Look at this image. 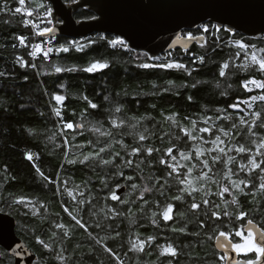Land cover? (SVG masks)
Instances as JSON below:
<instances>
[{"label": "trees", "instance_id": "trees-1", "mask_svg": "<svg viewBox=\"0 0 264 264\" xmlns=\"http://www.w3.org/2000/svg\"><path fill=\"white\" fill-rule=\"evenodd\" d=\"M5 3L12 11L19 6L18 0H0V72L5 73L0 76V210L16 217L18 235L39 257L35 264H62L55 260V254L61 251L67 264H85L89 259L87 248L93 246L94 252L101 249L107 254L111 264H119L105 252L103 243L120 255L123 264H169V261L171 264H218V257L223 252L215 244V236L218 235L216 225H220V230L235 231L243 222L228 223L227 218L219 222L210 220L204 215L202 202L204 199L212 202L207 209L209 213L224 208L222 199L215 193L226 183L224 174L228 167L238 171L241 163L247 164V155L230 152L234 163L227 167L223 163L211 164L212 156L217 153L202 156L201 159L206 158L211 164L212 171L208 172L195 158L186 161L179 157L178 150L194 153L197 148L211 147L203 141L197 143L185 137L181 128L191 131L192 122L197 128H226L230 129V138H225L228 147L247 142L246 130L243 127L233 130L231 124L238 123L237 118L241 115L251 120L247 111L260 110L264 105L257 101L253 109L246 112L229 108V105L237 99L248 100L253 95L264 94L260 89L253 88L252 92H248L241 86L246 79H264V73L255 68L245 71L238 67L244 62L243 53L239 59L236 58L234 41L255 44L260 49L264 48V36L249 37L239 31H235L233 36L221 31L217 39L206 33L208 46L196 42L189 49H173L158 59H152L145 52L112 46L108 39L114 35L95 33L77 42L87 45L81 51L68 46L69 51L62 52L58 51L59 46L49 59L43 56L34 59L29 55L34 30L24 25L26 17L23 14L13 15L12 11L3 10ZM26 7L33 11L31 18L40 23V29L48 27L41 23L47 16L46 9H52L47 0H26ZM75 17L78 20L90 19L94 13L82 8ZM191 32L200 34L198 29ZM21 35L28 38L26 47L15 39ZM58 37L59 44L68 41V37ZM257 55H260L259 51ZM200 56L205 58L203 63L197 59ZM17 57H22L27 66H22ZM95 61L107 62L109 67L91 73L84 71ZM171 61L185 64L189 71L139 67L142 63ZM225 62L230 67L226 75L220 77V66ZM32 64L36 67H32ZM55 66L73 70L57 73ZM193 84L196 86L193 87ZM60 93L66 98L63 102L54 99ZM89 102L98 107L91 108ZM56 110L60 111V116L56 115ZM229 115L231 120L217 119ZM205 120H208L207 124ZM113 121H124V127H114ZM65 122L83 123L84 128L66 130L63 129ZM144 129H148V140L141 142L138 134ZM195 135L204 140L214 138L209 133L199 131ZM257 135H264V131H258ZM136 146H154L160 151L152 157H148L146 152L143 155H130L132 147ZM101 147L105 148V152L100 153L103 159H112L117 152L120 156L108 165L95 160L80 162L85 155L99 152ZM168 147L176 150V162L183 166L179 176L175 173L169 176L170 169L159 162ZM29 153L31 160L27 158ZM164 158L169 164L172 163L170 158ZM128 159L133 161L131 167L125 163ZM192 165H195L192 173L187 174V168ZM204 172H208L209 178L202 175ZM181 177H185L196 189L192 195L181 191L186 187L179 182ZM245 178V172L231 177L233 180ZM252 178L258 185L256 173H252ZM133 184L137 186L135 189ZM122 186L126 187V200L122 201L127 203L118 202L115 211H109L108 206L105 210L100 209L123 219L118 228L99 224V220L90 216L92 213L86 206L78 212L70 204L73 198L65 191L97 193L115 191ZM143 186L152 190L144 193L141 199ZM205 190L209 195H205ZM245 192L248 195H240L239 199L243 209L249 210V218L264 213L260 207L264 204V195L256 189H245ZM176 196L183 199L174 200ZM20 197L35 199L46 212L33 215L24 204L15 203ZM89 198L92 197L80 196L85 202ZM225 199L231 200V196L225 194ZM192 202L200 204L201 208L191 210ZM65 203L73 216L83 219L87 230L79 227L69 212L64 211ZM168 203L174 205V212L173 218L165 221L162 213ZM216 204H220L219 209L215 207ZM228 210L232 211L233 208L229 207ZM153 213H156L155 217ZM179 213L185 215L181 217ZM88 216L95 221L90 222ZM153 220L156 222L153 223ZM201 220L206 224L204 228L199 226ZM57 224H62L63 228L56 227ZM96 224L101 227H96ZM181 227L187 231H173ZM53 232L56 233L55 237L52 236ZM117 233L120 235L117 236ZM210 235L213 236L211 240L208 239ZM36 236L50 244L54 251L37 243ZM148 237L155 239L145 243L143 252L129 251L132 243L138 239L147 241ZM234 241L238 242L239 238L234 237ZM167 244L177 249L176 257L160 255L161 248ZM254 255L249 254V257ZM0 264H9L8 257L1 258Z\"/></svg>", "mask_w": 264, "mask_h": 264}, {"label": "snow or ice", "instance_id": "snow-or-ice-1", "mask_svg": "<svg viewBox=\"0 0 264 264\" xmlns=\"http://www.w3.org/2000/svg\"><path fill=\"white\" fill-rule=\"evenodd\" d=\"M19 6L15 8L14 11L11 9H8L7 3H5L4 9L5 11H12L13 15L16 14H23L25 17H32L33 16V11L29 10L26 7V0H18ZM46 15L51 17L52 15V9L47 8L46 9ZM24 25L27 27L30 24L34 25V22L29 19H24L23 20ZM48 24H52V20L49 19L47 21ZM198 31L200 32L199 35L194 34L191 31H188L183 34H177L175 38L172 41L173 45L181 44V43H186L188 41H197V42H203L207 43V38L205 36L206 33L212 35L213 37H218V33L223 31L226 33H229L231 35H235L234 29L230 26H225L223 24L220 25H203V26H197ZM55 29L53 27H44L40 29L37 34L39 36H45L46 34L53 33ZM20 43L21 46H27L26 41L27 37L26 36H17L15 37ZM91 43V42H89ZM110 44L113 46L120 45L124 48H127L126 42L121 39L117 38L114 40L109 41ZM237 51L235 53V56L237 59L240 58L241 53H243V60L244 62L239 65L238 67L247 71L249 69L255 68L257 71L260 73H264V48L257 49L255 44H248L245 43L241 40L234 41ZM70 45L75 47L77 51L83 50L84 47H86V44H78L76 41H71ZM15 47V45H13ZM33 50L29 53L30 56L36 57L38 53H42L45 58L48 57L49 53L52 51L51 48H48L46 51L42 48L40 44H35L32 45ZM249 49L251 51L249 52ZM58 51L62 52H68L69 47L61 45L60 49ZM259 51L260 55H257V52ZM153 59H158V58H153ZM200 63L204 62V57L200 56L197 58ZM17 60L22 63V66H27L25 62H23L22 57H17ZM195 62V61H194ZM32 67H36L35 64L31 65ZM258 66V67H257ZM109 67L107 62H100V61H95L91 63L87 68L84 69L86 72H95L99 71L102 69H105ZM139 67L148 69V68H161V69H184L185 71H189L187 66L183 63L177 62V61H171L167 63H159V64H149V63H142L139 65ZM230 65L228 62L223 63L220 66L219 70V76L224 77L226 75V70L229 69ZM72 71L73 69H63L59 66H55V71L57 73L61 71ZM5 73L0 72V76H4ZM189 75H191V72H189ZM251 85V87H249ZM193 87L196 85L193 84ZM242 88L248 92H252L253 88L260 89L262 92H264V79H256V78H251V79H246L242 82ZM223 94V93H222ZM55 101L57 102H63L66 98L63 95H55L54 96ZM87 99V97H85ZM107 99V97L105 98ZM191 99V97H189ZM260 101L262 105H264V94L260 95H253L251 96L248 100H240L237 99V101L231 105H229V108H232L234 110H237L239 112H246L247 110L253 109V105L257 102ZM90 107L95 109L98 106L94 103L89 102ZM244 104L246 107L241 108L240 105ZM117 112L120 111L119 108L116 109ZM225 111H227L225 109ZM56 115L60 116L61 113L59 110H56ZM247 115L251 116L252 119L248 120L245 118V116L241 115L239 116L238 123L233 122L231 124V129H238L243 127L246 130L247 133V142L246 143H236L232 147H228L227 141L225 138H230V129L226 128H216L215 130L213 127L208 126V127H202V128H197L195 122H192V130L189 131L186 128H181V131L184 133L185 137H188L197 143L200 141H203L205 144H210V148H197L194 153L193 152H187L185 150H178L179 157L186 160L190 161L193 158L198 160L204 168L208 169V172L212 171L211 164H216V163H223L225 167H227L229 164L234 163V157L230 156V152H236L239 154H246L247 155V164L241 163L239 165L238 171H233L232 168L228 167L227 172L224 174L226 183L219 188V191L215 193V195H218L222 201L223 204L225 205L223 209L220 211H211L209 213L208 206L212 203L208 199L203 200V206L205 208L204 215L208 216L210 220L214 221H222L224 218H227L228 223H232L233 221L235 222H243L239 224V227L236 228L235 231L228 230H220V225H216V231H218V235L215 236V241H216V247L219 250H222L223 254L218 257V264H264V213H261L258 217L254 218H249L250 212L249 210H244L241 203L239 196L240 195H245L247 196L248 193L245 192V189H256L259 191L262 195H264V135L258 136L257 133L258 131H264V107H261L260 110H252V111H247ZM170 120H173L174 123H178L174 120L173 117H169ZM210 119V118H209ZM217 119H228L231 120L232 117L225 116V117H217ZM205 124L208 123V120L204 121ZM113 126L116 128H122L124 127V121H120L117 123L116 121L112 122ZM133 128L136 127L135 124L132 125ZM84 124H74L73 122H65L63 124V129L66 130H72L76 131L77 129H83ZM96 129H94L95 131ZM199 131L201 133H209L210 135L214 136L213 139L210 140H204L203 137H197L195 133ZM148 132V129H144L143 132L138 134V139L139 141L143 142L148 140V135L146 134ZM218 133V134H217ZM108 135H111L109 133ZM243 138V137H242ZM248 144H251L252 146L249 147ZM160 149L153 147H141V146H136L132 147L130 155L132 156H137V155H143V153H147L148 157H152L154 153L159 152ZM174 148L173 147H168L167 149L164 150V152L161 155L160 158V164L165 165L170 171L168 172L169 176H172L173 173L177 174L178 176L180 175V169L183 167L182 165L178 164L177 161V156L174 154ZM105 152V148L101 147L99 149V152L95 153H89L88 155H85L83 157V160L80 161L81 163L89 161V160H95L98 163H102L104 165H108L113 163L116 157L120 156V153L117 152L115 155L112 157V159H103L100 157V153ZM211 153H217L216 155L212 156L211 159V164L208 159H201L202 156H207ZM164 157H168L171 159L172 163H168L167 159ZM27 158L29 160L32 159V155L29 153ZM76 161H69V163H75ZM125 163L131 167L133 164V161L131 159H128L125 161ZM139 167V165H137ZM195 165H192L191 167L187 168V174H191L193 171V168ZM37 171L39 169L37 168ZM208 172L202 173V175L205 178L208 177ZM238 172H245L247 178L245 179H238V180H233L231 179L232 176H237ZM252 173H256V176L259 180L258 185L254 183L253 178H252ZM43 175V173H41ZM122 175V173H121ZM47 179V177H45ZM128 179H132V177H129ZM151 179V178H149ZM179 182L181 184L186 185L185 188L181 189V191L187 193L188 195H192L193 191H196V189L193 188L192 184L185 178L181 177ZM66 183V182H65ZM243 186V187H241ZM132 187L135 189L137 186L135 184L132 185ZM152 189L143 186V189L141 191L140 197L141 199L144 198V193L150 192ZM65 191L68 192L69 196H72V192L68 191L65 189ZM225 194H228L231 196V200L225 199ZM205 195H209L208 191L205 190ZM74 200L76 199L75 196L72 197ZM111 199L112 200H119L120 198L115 194V192H112L111 194ZM174 200H181L183 199L182 196H176L173 197ZM16 204H25L24 198L21 197L15 201ZM30 203V202H29ZM78 204H84V200H79L77 201ZM26 206V205H25ZM216 208H220V204L215 205ZM229 207H232L233 210L229 211ZM260 207L264 209V204H261ZM191 210L195 211L201 208V205L192 202L190 204ZM64 211L68 212V209L65 208ZM81 211H83L81 209ZM174 212V205L172 203H168L162 213L163 219L165 221L171 220L173 218L172 213ZM35 215V212L33 211L32 213ZM27 215V213H25ZM69 215L71 213L69 212ZM154 217L156 216V213L152 214ZM181 217H183L185 214L184 213H179ZM72 219L76 221V224L81 227V228H86V225L81 222V220H77L75 216H72ZM156 221L153 220V223ZM199 226L201 228H204L206 226L205 222L203 220L200 221ZM227 225H225L226 227ZM56 227L58 228H63L62 224H57ZM96 227H101V225L96 224ZM173 231H178L181 233H184L187 231L185 227L181 228H174ZM64 235L66 236L67 233L65 232ZM91 235V233H89ZM117 236L120 234L117 233ZM198 235V233H196ZM52 236L55 237L56 233L53 232ZM234 237H238L239 241L236 242L234 241ZM95 239V238H93ZM155 239V237H148L147 241L144 240H137V242L131 244V248L129 251L133 252H143L144 251V246L145 243H150ZM209 240L213 239V236L208 237ZM36 242L43 245L45 249H48L49 251H54L52 249L50 244H47L42 240L39 236H36ZM97 243H100V241H97ZM17 248H22V245H16ZM105 252H107L110 256V258H114L116 261H119V264H123V261L120 260V255L112 248L109 247L107 244L103 245ZM230 253H235L236 256L243 255L245 257H249V254L254 253V257H249L247 259H244L242 262L240 260H234L233 256ZM17 255H23V252H17ZM160 255L164 256H170V257H176L178 255L177 249L172 245V244H167L166 246L161 248ZM55 260L61 261L62 264H67V260L62 254V251L60 253L55 254ZM169 264H171V261H169Z\"/></svg>", "mask_w": 264, "mask_h": 264}, {"label": "water", "instance_id": "water-1", "mask_svg": "<svg viewBox=\"0 0 264 264\" xmlns=\"http://www.w3.org/2000/svg\"><path fill=\"white\" fill-rule=\"evenodd\" d=\"M47 1L52 7L51 27L55 31L44 37L83 39L95 33L111 34L126 41L132 50L152 58L173 49H189L197 41L173 45L175 36L207 23L230 26L234 32L249 37L264 36V0ZM82 8L91 10L94 17L78 20L75 14ZM125 189L122 186L117 192ZM16 227V217L0 210V245L14 257L15 264H34L37 255L18 235ZM230 254L234 260L237 258L235 253Z\"/></svg>", "mask_w": 264, "mask_h": 264}, {"label": "flooded vegetation", "instance_id": "flooded-vegetation-1", "mask_svg": "<svg viewBox=\"0 0 264 264\" xmlns=\"http://www.w3.org/2000/svg\"><path fill=\"white\" fill-rule=\"evenodd\" d=\"M71 192H72V196L71 197L75 196L76 199L75 200L73 199V201H70V204L73 207H75L78 212H80L81 209L82 210L85 209V206L89 209L90 213H91V211H101L100 209L105 210L106 209L105 207H107V206H108L109 211L110 210H114L115 211V209H116L115 206H116V204L118 202L122 203V204L123 203L124 204L127 203L126 201H122V199H125L124 198V196L126 195L125 191H123L121 193H118L117 190H115V191H101V192H97V193H94V192H92V193H83V192H74V191H71ZM112 192H115V194L120 199L119 200H112L111 199ZM85 195H87L88 197H92V198L87 199V201L84 204H78L77 201L81 200L80 196H85ZM67 202L69 203V201H67ZM65 208L68 209L67 203H65ZM68 212H69V210H68ZM70 216L72 217L73 215L71 214ZM90 216L93 217L94 215L91 214ZM92 217L88 216V220L90 222H94L95 219H96L95 217H94L95 219H93ZM76 219L79 220L77 217H76ZM87 228L88 227L86 225L85 229L87 230ZM0 247L2 248V251L0 252V259L1 258L3 259L5 256H7L8 260H9V264H15L14 257L3 246L0 245ZM94 247L95 246L87 248L89 251L86 250V251H88V253H86V254H87V256H89V259H87L85 261V264H111L107 254H105L104 252H101V250H98V249H96V251L94 252L93 251ZM241 257L237 256V258L235 260L239 259L242 262L244 259H247V258H245L243 256H241ZM38 258L39 257L37 255V259L34 261V264L38 261Z\"/></svg>", "mask_w": 264, "mask_h": 264}, {"label": "built area", "instance_id": "built-area-1", "mask_svg": "<svg viewBox=\"0 0 264 264\" xmlns=\"http://www.w3.org/2000/svg\"><path fill=\"white\" fill-rule=\"evenodd\" d=\"M26 19H29V20H32L33 22H34V25L35 26H33V24H30V25H28V26H31L32 27V29L34 30V40L32 41V43H31V51L33 50V48H32V45H35V44H40L41 46H42V48L46 51L48 48H51L52 49V51L49 53V55H48V57L46 58V59H49L50 57H51V55L55 52V50H57L58 48H59V46L61 47V45H64V46H71L70 45V42L71 41H76V42H78V41H82L83 39H85V38H83V39H74V38H68V41L66 42V43H63V44H59V37L58 36H53V37H40L38 34H37V32L40 30V23H38V22H36V21H34L31 17H26ZM49 19H51L52 20V17H49V16H46L45 18H43L42 20H41V23L42 24H47L48 25V27H51L52 26V24H48L47 23V21L49 20ZM103 34V33H102ZM104 36H105V34H103ZM39 38H41V39H39ZM117 38H120V37H117V36H114L113 38H111V39H108L109 41H111V40H114V39H117ZM122 39V38H121ZM126 42V41H125ZM126 44H127V42H126ZM112 45V44H111ZM113 46V45H112ZM114 47H122V46H120V45H116V46H114ZM127 48H130L129 47V45L127 44ZM40 56H43V54L42 53H38L37 54V56L34 58V59H37L38 57H40ZM162 55H160L159 57H161ZM44 57V56H43ZM150 57V56H149ZM159 57H156V58H159ZM150 58H152V57H150ZM153 59V58H152Z\"/></svg>", "mask_w": 264, "mask_h": 264}, {"label": "rangeland", "instance_id": "rangeland-1", "mask_svg": "<svg viewBox=\"0 0 264 264\" xmlns=\"http://www.w3.org/2000/svg\"><path fill=\"white\" fill-rule=\"evenodd\" d=\"M76 0H71L68 3L71 4ZM52 24H53V20H52ZM80 42V41H78ZM205 44V43H204ZM205 46H208V42L205 44ZM251 87V85L249 86ZM59 95H63V93H60ZM241 108H243V105H240ZM21 198V197H20ZM26 207H28L32 212L34 211L35 214H41L46 212V210L43 208L42 204L37 203V201L35 199L30 200L28 198L24 199ZM30 202V203H29ZM91 213L94 215V217L99 220V224H104L107 227H116L118 228L119 225L122 223L123 219L116 216L115 214L112 213V215H109L108 213H106L105 211L101 212H95V211H91ZM81 222L85 223L84 221L81 220ZM105 243H103L102 245H104ZM100 249V248H99ZM101 250V249H100ZM243 255H240V257ZM242 258V257H241ZM239 260V259H237Z\"/></svg>", "mask_w": 264, "mask_h": 264}]
</instances>
